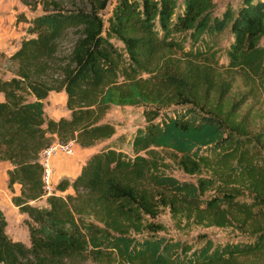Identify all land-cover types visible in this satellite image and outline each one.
I'll return each instance as SVG.
<instances>
[{"label": "trees", "instance_id": "16d2710c", "mask_svg": "<svg viewBox=\"0 0 264 264\" xmlns=\"http://www.w3.org/2000/svg\"><path fill=\"white\" fill-rule=\"evenodd\" d=\"M110 1L35 0L40 11L4 56L14 70L0 76V161L11 165L6 187L28 244L8 236L0 209V264H264V130L255 127L264 0L220 13L213 0H115L104 19ZM224 30L221 63L214 39ZM51 91L64 93L67 116L45 115ZM125 105H141L144 117L128 151L102 121ZM68 141L105 143L57 181L54 190L70 193L44 195L39 154ZM165 210L179 231L241 237L170 235Z\"/></svg>", "mask_w": 264, "mask_h": 264}, {"label": "rangeland", "instance_id": "374dc122", "mask_svg": "<svg viewBox=\"0 0 264 264\" xmlns=\"http://www.w3.org/2000/svg\"><path fill=\"white\" fill-rule=\"evenodd\" d=\"M21 2H25L27 5V12L26 14L28 16H33L34 14L38 13L40 11V5L35 2V0H19ZM115 0H111L109 4L105 7V9L102 11V16L104 19L108 16L109 11L112 8V5L114 4ZM215 5V13H220L224 7L228 4H231L232 7H236L239 0H213ZM18 13L16 15V20L18 19ZM24 16V12H21L20 15ZM230 40L229 34L227 30H224L220 34H218L214 39V44H216V47H218V56H219V62L224 63L225 59L222 55V49L226 46L228 41ZM264 40V37H263ZM177 56V54H173ZM1 62H4L3 56L0 55V76L2 78H6L9 76V73H12L13 66L9 65L8 63H3L4 65H1ZM241 87L236 83L234 86V89L239 90ZM61 94L62 92H49V98L46 97L45 99V115L47 117H53L57 118L60 116H63L64 114L67 116L68 112L65 109L64 101L65 99L62 98ZM246 107V106H245ZM243 107V108H245ZM256 108L259 110L256 114V128H258L260 131L264 130V104L262 106H256ZM102 121L108 122L112 124L115 128L114 135L109 139V141H114L115 138L119 135H124L123 140H118L117 145L123 150L128 151L129 148L126 144V140H128L131 136V134L134 132V130L144 124V117L142 115V106L141 105H125V106H111L106 113L103 116ZM106 141V142H109ZM105 142H100L92 147H80L78 144L76 145L75 142H72V153L67 154L61 151H57L52 157L59 156L62 158L63 161L68 160L69 158L80 154H84L86 151L87 153L92 152L96 148H99L101 145H103ZM85 156V155H84ZM86 157V156H85ZM50 166V165H49ZM57 170H55V179H60L62 177H66L68 179L72 178L74 175L73 169L69 170L66 175H63L61 173H57ZM169 174L173 175L174 177L178 179H193L192 177H189L182 173L180 170L176 168H171L169 170ZM53 171L50 168V180L52 178ZM51 183V182H50ZM55 193H60L61 195H64V192H59L55 190ZM159 219L164 223L166 226V232L173 236H178L182 238H188L193 237L196 235L204 234L207 238L212 239L214 241L223 242V241H230V240H236L237 238L241 237V235L232 230L231 228H218V227H202L198 225H190L187 228L179 231L176 229L173 220L169 217L168 212L165 210L162 212V214L159 216ZM25 226V225H24ZM26 228V227H25ZM26 244L28 243L25 241ZM201 242L196 243L194 246H198Z\"/></svg>", "mask_w": 264, "mask_h": 264}, {"label": "crops", "instance_id": "0c3cea01", "mask_svg": "<svg viewBox=\"0 0 264 264\" xmlns=\"http://www.w3.org/2000/svg\"><path fill=\"white\" fill-rule=\"evenodd\" d=\"M27 5L25 2H21L19 0H0V52L4 56L10 55L19 44L20 39L25 36V28L27 26V21L32 18L33 16H28L26 14ZM21 12H24L21 14ZM18 15V19L16 20V15ZM4 62H1V65ZM62 92V91H59ZM63 93V92H62ZM62 98L65 99L64 93L61 94ZM50 97L49 94L47 96ZM2 98V95L0 94V99ZM45 105V103H44ZM45 111V108H44ZM63 116H66L65 114ZM52 119H57L50 117ZM77 145V144H76ZM94 151V150H93ZM92 151V152H93ZM87 153V151L84 154H78L71 158H69L66 161H63L61 157L54 156L51 157L49 160L50 168L53 171V175L51 178V185L54 187L55 184L59 179H55V170H57V173H61L63 175H66V173L73 169L74 175L73 179L77 173L79 172V169L81 165L84 163L86 158L92 153ZM86 157H85V156ZM10 163L7 161H0V209L5 215L6 220V226H5V232L8 234V236L12 239L19 240L26 244L25 241L28 242V236L27 231L22 223V219L24 218V214L19 213L17 208L11 203L10 196L11 193L6 187V180L7 175L6 171L10 168ZM66 178V177H62ZM61 179V178H60ZM13 193L18 194L19 193V184L14 183L12 185ZM64 193H70L71 188L65 189L63 191ZM39 204H44V197H42L40 200L37 201ZM28 244V243H27Z\"/></svg>", "mask_w": 264, "mask_h": 264}, {"label": "built area", "instance_id": "2783aa9c", "mask_svg": "<svg viewBox=\"0 0 264 264\" xmlns=\"http://www.w3.org/2000/svg\"><path fill=\"white\" fill-rule=\"evenodd\" d=\"M73 141H68L66 143H58L53 142L49 146L43 148L39 154V161L43 166V175H42V181H43V190L44 195L49 194H56L54 187L51 185L50 180V166H49V160L50 158L57 152L61 151L67 154L72 153V143Z\"/></svg>", "mask_w": 264, "mask_h": 264}]
</instances>
